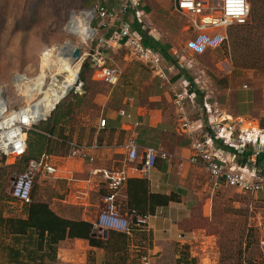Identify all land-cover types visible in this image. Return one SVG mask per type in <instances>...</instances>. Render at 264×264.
<instances>
[{"label":"rangeland","instance_id":"obj_1","mask_svg":"<svg viewBox=\"0 0 264 264\" xmlns=\"http://www.w3.org/2000/svg\"><path fill=\"white\" fill-rule=\"evenodd\" d=\"M142 2L147 15L143 22L145 33L149 37L154 35L162 46L169 47L168 55L175 63L172 76L183 74L194 87H202L203 95L208 94L216 100L222 110L256 120L264 128V67L238 63V57L245 55L243 49L236 47L238 34L239 37H254L251 49L259 48L258 54L264 56V34L254 28H245L250 18L244 26L199 33L187 30L188 19L175 11L174 0ZM90 5L85 0H0V91L4 92L7 104L17 109L43 97L32 94L28 86L16 87L14 77L26 75L27 83L39 85L38 78L45 73L47 77L43 89L51 87L48 70L52 64L53 46L64 45L67 39H71L77 48H81L82 54L75 68V62L71 60L70 68H62L65 71L74 68L79 81L84 83L83 94H75L71 90L60 101L58 109L51 114L60 119L53 132L45 130L48 121L50 126L52 124L51 116L36 127L35 133L46 137L42 153L57 156L56 163L66 166L69 162L64 159L68 155V142L89 144L97 138L112 149L104 151V155H96L95 165H118L121 157L115 153L128 138L126 133L101 132L96 136V122L101 115L114 116L126 96L134 98V106L146 108L154 105L150 103L152 98L162 97L164 104L160 102L157 105L163 110L161 126L165 131H158L155 137L161 141L162 149L173 152L174 147L186 139L174 132L173 108L170 105L172 93L166 82L153 76L137 60L125 61L124 50L111 53L122 72L113 88L97 77L93 68H89L88 60L81 66L85 53L89 51V41H82L79 28L76 33L69 34L66 27L71 20H75L81 28L82 11ZM54 64L58 65L55 59ZM66 74L61 73L58 81ZM16 81L19 86V81ZM127 127L132 126L128 124ZM69 165L78 171L74 174L75 181L70 183V190L65 182L52 184L48 179H38L32 191L33 202L48 205L63 218L91 223L102 208L101 192L80 195L78 188L83 180L89 179L87 172L90 167L76 161ZM23 166L22 161L15 165H0V216L4 218H26L28 207L10 196L13 178L23 170ZM190 174L201 182L188 201L192 213L182 225L184 242L181 244L175 239L170 246L160 248L151 257V264H260L264 254V195L253 197L238 194L233 189H223L212 195L214 197L209 202L206 173L194 169ZM68 195L75 197L77 206L61 202ZM121 210L124 213L126 208L122 206ZM97 235V240L103 236ZM107 237H102V240ZM2 238L0 231V243ZM151 241L152 237L143 228H135L133 237L128 238L126 243H120L116 249L109 247L105 250L90 247L87 241L66 240L57 246L56 260L46 261L45 264H121L122 259L126 260V264H139L140 257L149 254ZM0 264H5L1 252Z\"/></svg>","mask_w":264,"mask_h":264},{"label":"built area","instance_id":"obj_2","mask_svg":"<svg viewBox=\"0 0 264 264\" xmlns=\"http://www.w3.org/2000/svg\"><path fill=\"white\" fill-rule=\"evenodd\" d=\"M109 1L92 0V6L86 9L92 13L90 35L87 37L89 51L85 53L81 66L88 60L89 68H93L97 77L113 88L117 85L121 73L109 55L114 50H124L127 59L137 60L153 76L170 87V105L173 108L175 129L188 142L186 162L206 173L208 179L205 187L210 195L222 189H233L238 194L253 197L264 195V128L256 120L234 116L222 110L216 100L208 94L203 95L202 87H194L183 74L172 76L175 65L170 64L159 51L147 45L142 33L136 32L131 23L122 17L132 12L145 31L143 22L147 15L142 0H119L117 8L110 7ZM174 8L176 12L187 17V30L193 29L199 33L244 26L250 18L248 0H176ZM92 21H95L94 24ZM111 27L113 31L108 32ZM150 38L155 37L151 35ZM26 77L16 75V87L28 86L31 93L37 96L52 89H43L46 80L35 85L27 83ZM48 79L51 86V74ZM16 80L19 81V86ZM79 82H76L71 90L82 95L84 83L82 82L81 89H78ZM34 102L12 109L0 98V165H15L27 156L29 131H36V127L46 121L60 103H56L50 113L44 116L42 111H36ZM115 113L117 117L132 120V115L124 109ZM131 126L123 129L131 135L118 148V156L121 159L120 162L118 160V165L112 168L95 166L97 153L108 149V146L100 143L97 138L89 144L74 141L67 143V158L85 162L90 166L87 186L83 191L79 188L78 193L89 196L91 192H101L102 208L91 222L94 231L101 235L104 232H115L130 238L133 235L132 228L145 229L149 226L151 216L139 215L134 210H126L123 213L119 206V193L129 180L128 170L132 166H135L134 169L139 174L146 176L156 167L159 159L168 158L161 149L140 148L137 142L138 134L135 132L139 124L133 123ZM106 127L107 118L102 116L97 121L96 136L104 132ZM57 158L53 154L43 152L28 160L23 170L13 178L11 198L27 206L32 203V191L38 179H48L52 184L57 182L60 179V168L55 161ZM67 181L75 180L72 178ZM70 187L68 184L69 190ZM70 196L64 197V204L75 201V197ZM139 264H150L148 256L140 257ZM260 264H264V254Z\"/></svg>","mask_w":264,"mask_h":264},{"label":"trees","instance_id":"obj_3","mask_svg":"<svg viewBox=\"0 0 264 264\" xmlns=\"http://www.w3.org/2000/svg\"><path fill=\"white\" fill-rule=\"evenodd\" d=\"M248 1L250 4V23L245 28H254L256 32L263 35L264 0ZM133 27L137 30L136 32L142 33L141 35L147 45L159 51L168 62L175 65L171 56L168 55L169 47L162 46L156 38H150L139 23L133 22ZM236 37L238 40L236 47L243 49V54H245L238 57V63H249L252 66L264 67V56L258 54L259 48L251 49L254 37H239V34ZM53 116L50 118L52 121L51 126L49 121L45 125V130L48 133L55 130L60 120L57 116ZM45 142L46 137L38 135L35 131H29L28 153L25 158H22V163L25 165L31 158L39 156ZM172 202H179L175 194L169 196L152 194L145 179H129L127 181V210H134L142 216H154L157 208L168 206L167 204ZM26 207L28 208H26L27 215L25 219L0 216V231L3 237L0 243V252L3 255L5 264H45L46 261L53 262L57 256V246L66 240H83L87 241L90 247L106 250L109 247L116 249L120 243H126L128 239L123 234L109 232L105 241L102 240V236L97 240L98 235L89 222L63 218L54 213L48 205L33 202V199L32 203ZM134 230L135 228H132V233ZM7 239L9 243H7ZM120 263L126 264V260L122 259Z\"/></svg>","mask_w":264,"mask_h":264},{"label":"crops","instance_id":"obj_4","mask_svg":"<svg viewBox=\"0 0 264 264\" xmlns=\"http://www.w3.org/2000/svg\"><path fill=\"white\" fill-rule=\"evenodd\" d=\"M85 1H87V2L89 1L91 3L90 7L92 6V0H85ZM120 2H121V0H120ZM120 2L118 0H110L109 6L117 8V6ZM175 2H176V0H174V6H175ZM87 8H89V7H87ZM122 17L125 21L131 23L132 28L135 31H137L133 27V20H134V23H136L137 20L135 19L134 14L132 12H129L128 14H126ZM111 22H113V20ZM112 31H113V28L111 27L108 30V32H112ZM116 52H124V51L121 49H118V50H114L111 53H116ZM111 53L109 56H110V59L113 60V62H114L113 57H111ZM123 57H124V60L126 61V59H127L126 53L124 54ZM114 65L120 70V68L116 65L115 62H114ZM120 73L122 74L121 70H120ZM119 80H120V77H119ZM160 102L162 103V97L158 96V97H154L150 100V103H153L154 105L150 106L149 108L141 107V106H134V98L131 96H128V97L126 96L123 100V105H121L122 107L120 109H124L128 113H130L132 115V120L129 121L125 118L117 117V115L115 113L116 111H115L114 116H111V117L106 116L107 127H106L105 131L102 133H110V132L115 133L116 131H119V132L126 133L127 137H129V132H125V131H123V129H127L128 124L139 123V127L137 130V132H138L137 134L139 135V133H140V135L138 136V139H137L139 147L140 148L151 147L154 149H162V146L160 144L161 141L159 140V138L155 137L156 134H159L158 131L159 132L162 130L165 131L164 128L161 126L163 124V119H162L163 110H162V108H160L157 105L158 103L160 104ZM162 104H164V103H162ZM162 107H163V105H162ZM102 116L103 115H101L100 117H102ZM96 126H97V122H96ZM140 129H141V131H140ZM174 132L176 135L180 136L176 132L175 128H174ZM127 139H125V140H127ZM111 149L112 148H110V149L108 148V150H100L97 153V156L101 155V154L104 155V153L106 151H109ZM162 150H164L163 152L166 153V155L168 157L167 160L159 159L156 163V167L154 169H152L151 171H149V173L146 176H143V175L139 174L137 171H135V169H134L135 166H132L128 170L129 179H145V180H147L149 191L152 194H159V195H166V196H169L171 194H175L179 199L178 203L172 202V203L167 204L168 206L157 208L154 216H151L149 219V226L147 228H145V230L152 237V241H151L152 247L148 249L149 254L147 255L149 260H150V264H151V257L153 255L155 256L160 248H162V247L166 248L167 246H170L171 242H173L175 239H176V242H179L181 244H182V242H184L185 238L181 233L182 232V225H183L184 220L188 219V217L192 213L191 208H190V204L188 201H189L190 197L192 196L193 190H195V188L201 182V179H199L198 177H194V176H192V174H190V172H192L194 169H199V168L191 166L186 162V159L188 157V155H187L188 154V143L186 140L183 139V141H181V143H178L174 147L173 152L169 153V151L167 149H164V148ZM117 152L119 153V151H117ZM118 153H115V154H118ZM64 159L66 161H69V162H66V164H65L66 166L58 165L60 168V171H59L60 179L54 183H59L60 181H62V182L67 183V185L69 184L71 186L70 183L72 181L68 182L67 179L73 178V180H75L74 174H76L78 171H74L72 169L73 167L71 165H69L70 162L76 161L80 164H86V163L79 161V160H75V159H69L67 157H65ZM95 166L99 167L97 165H95ZM113 166H115V165L113 164ZM113 166L103 167V168H112ZM87 174H88V172H87ZM86 181L87 180H83L81 187H79V188H84V187L86 188V186H87ZM82 185H83V187H82ZM79 188H78V191H79ZM119 194H120L119 195V198H120L119 203L121 200V203L119 206H121L123 204L122 206L127 208V206H126L127 205V183L122 188V190L120 191ZM209 195H210V193H209ZM70 197L73 198L72 196H70ZM213 197L214 196L210 195V197L208 198L207 201L211 202ZM63 199L61 201L62 203H63ZM68 205L77 206V203H76V201H74L72 203H68ZM132 237H133V235H132ZM132 237H130V239ZM75 241L86 242L83 240H75Z\"/></svg>","mask_w":264,"mask_h":264},{"label":"bare ground","instance_id":"obj_5","mask_svg":"<svg viewBox=\"0 0 264 264\" xmlns=\"http://www.w3.org/2000/svg\"><path fill=\"white\" fill-rule=\"evenodd\" d=\"M83 14V23L80 26L77 24L75 20H71L66 27V31L71 33H76L77 29L79 28L82 31V41L87 40L90 35V19L92 16V13H89L88 10L82 11ZM88 37V38H87ZM77 48V45L71 40L67 39L66 43L64 45H55L53 46V54H52V64L55 60L57 61L58 65L51 64V67L48 70V73L52 74L51 79V87L49 91H45V94L43 97H41L39 100H36L35 103V109L36 111H42L41 113L44 116H47L50 111L54 108V105L56 103L62 101L70 92L71 88L75 85L76 82H79L78 77L76 73L74 72V68L79 61V57L77 60H74L71 57L72 50ZM81 50V48H79ZM82 54V52H81ZM81 57V55H80ZM75 62L74 68L71 70H63L68 69L71 66V61ZM61 67V68H60ZM63 67V68H62ZM61 73H67L61 81H58L56 76L61 75ZM47 75L45 73L41 74L38 78L39 84L43 83L46 80ZM82 82L80 81L78 84V89H81ZM51 91V92H50ZM1 96L0 98L6 102V97L4 95L3 91H0ZM71 93V92H70Z\"/></svg>","mask_w":264,"mask_h":264},{"label":"water","instance_id":"obj_6","mask_svg":"<svg viewBox=\"0 0 264 264\" xmlns=\"http://www.w3.org/2000/svg\"><path fill=\"white\" fill-rule=\"evenodd\" d=\"M80 55H81L80 49L79 48H75V49L72 50V54H71V57L70 58H72L74 60H77L78 57H80ZM10 192H11V190H10ZM107 234H108L107 232H104L102 237L103 238H106L107 237Z\"/></svg>","mask_w":264,"mask_h":264}]
</instances>
